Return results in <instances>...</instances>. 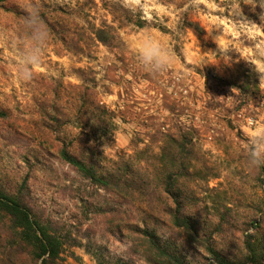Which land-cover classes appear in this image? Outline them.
I'll return each mask as SVG.
<instances>
[{
  "label": "rangeland",
  "instance_id": "obj_1",
  "mask_svg": "<svg viewBox=\"0 0 264 264\" xmlns=\"http://www.w3.org/2000/svg\"><path fill=\"white\" fill-rule=\"evenodd\" d=\"M159 3L144 19L122 0H0V189L21 193L61 238L58 264H169L157 247L185 264H217L208 246L241 259L245 234L264 226V166L253 167L245 136L249 120L264 124V85L242 59L264 61V0ZM185 15L203 37L184 27ZM105 23L119 49L95 40L93 27ZM146 36L174 53L163 75L137 62ZM33 52L42 66L25 82L19 72ZM245 74L259 82L255 98L228 84L243 85ZM63 148L118 187L83 177ZM179 161L189 176L170 178ZM176 199L198 239L175 227ZM15 239L0 226V256Z\"/></svg>",
  "mask_w": 264,
  "mask_h": 264
},
{
  "label": "trees",
  "instance_id": "obj_2",
  "mask_svg": "<svg viewBox=\"0 0 264 264\" xmlns=\"http://www.w3.org/2000/svg\"><path fill=\"white\" fill-rule=\"evenodd\" d=\"M129 20L138 28L151 26L163 33L168 32L166 27L158 23H149L147 20L141 19L136 21ZM183 25L199 38L205 35L203 27L197 21L191 20L188 15L184 16ZM92 30L95 40L109 50L113 51L120 48L121 40L114 26L105 23L100 28L93 27ZM253 81L254 83L252 84L251 74H249L246 75V82L243 85H237L235 81H231L228 84L239 88V91L244 96L255 98L261 93V89L258 80L254 79ZM0 116L5 117L6 115L0 112ZM60 154L66 163L74 167L83 177L90 179L95 184L102 187H118V184L114 180H109L103 173H100L95 165L77 158L67 148H63ZM183 163L179 161V173L171 174L169 176L170 178H187L189 176L190 169L188 167L182 169ZM172 188H174L172 184L168 185L166 193L175 196ZM176 207L177 209L170 211L171 216L174 218L175 227L185 230L191 236L198 239L196 225L182 211L177 199ZM4 218L9 219V225L4 221ZM0 226L1 228L10 230L16 237V241L10 247V250L8 252L3 250V255L0 256V264H14V256L18 260L29 256L35 263L58 264L63 250L61 238L50 231L47 225L33 215L30 205L21 199V193L9 194L7 191L0 189ZM155 246L157 247V245ZM243 247L245 254L241 256V259H238L237 256L227 258L212 246H208V252L215 258L217 264H264V226L256 224V229L252 233L245 234ZM157 248L168 258L169 264H185L180 257L171 254L168 249ZM7 249L9 248L7 247ZM17 259H15V262H17Z\"/></svg>",
  "mask_w": 264,
  "mask_h": 264
},
{
  "label": "clouds",
  "instance_id": "obj_3",
  "mask_svg": "<svg viewBox=\"0 0 264 264\" xmlns=\"http://www.w3.org/2000/svg\"><path fill=\"white\" fill-rule=\"evenodd\" d=\"M123 6L133 13H141L142 18L149 19L153 13L159 14V9L164 7L159 0H122ZM209 0H191L193 7L207 4ZM253 26H258L252 23ZM48 27V26H47ZM37 39L46 38L49 33L37 30L34 34ZM136 59L138 64L152 75H163L168 72L173 65L174 53L164 44L152 36H146L139 41L136 49ZM250 63L254 70L260 74V83L264 85V61L259 59L242 58ZM41 65V54L31 53L25 60L24 68L19 72V77L25 82L33 79L34 73ZM246 143H249V155L252 158L254 168L264 166V124L256 126L251 120L245 126Z\"/></svg>",
  "mask_w": 264,
  "mask_h": 264
}]
</instances>
